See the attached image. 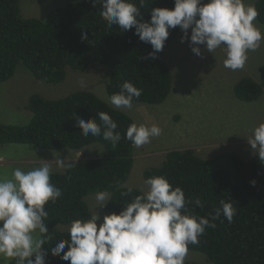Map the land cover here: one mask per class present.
Listing matches in <instances>:
<instances>
[{"label": "trees", "instance_id": "obj_1", "mask_svg": "<svg viewBox=\"0 0 264 264\" xmlns=\"http://www.w3.org/2000/svg\"><path fill=\"white\" fill-rule=\"evenodd\" d=\"M134 2L139 7V0ZM174 5L175 0H145L141 8L143 19L150 20L154 7ZM254 5L258 10L256 20L264 24V0H256ZM99 8L91 0L70 1L50 11L44 19L24 18L19 0H0V84L13 76L19 64L35 79L55 84L65 79L68 68L82 70L96 62L109 71L106 83L109 98L120 91L124 81H129L142 89L133 105L162 103L172 86L171 71L162 54L181 28L169 29L163 50L152 59L148 55L152 52L149 43L141 41L134 29L122 31L117 25L109 27ZM82 33L87 34V40L81 39ZM233 90L239 100L253 101L264 90V81L258 83L242 77ZM26 108L31 113L26 124L0 122V145L17 143L40 149L80 151L91 143H99L106 151L98 157L74 161L72 168L51 175V182L63 195L55 203L49 201L45 205L49 213L45 223L51 237L43 246L45 264H70L61 258L62 253L53 255L51 248L59 240L69 238L68 231L57 228L59 224L91 216L85 196L99 191L109 193L110 201L103 211L110 214L119 213L124 204L141 193L132 187L131 195L121 196V192L127 191L124 183L133 166L134 145L125 138V133L134 121L87 90L73 91L56 99L34 93L28 97ZM100 111L107 112L117 122L119 142L104 140L102 135L81 134L76 117L96 119L99 124ZM231 159L234 177L224 169H206L205 160L191 148L174 149L166 153L159 165L146 167L142 175L144 180L163 175L174 187H181L186 198L199 197L205 207H189L201 216L214 214L221 199L233 202L237 209L233 222L221 215L214 221L216 227L207 229L199 237V244H189V250L201 252L210 264H264V163L256 155L247 160L231 155ZM253 180L255 185L251 183ZM184 264L198 263L184 261Z\"/></svg>", "mask_w": 264, "mask_h": 264}, {"label": "clouds", "instance_id": "obj_2", "mask_svg": "<svg viewBox=\"0 0 264 264\" xmlns=\"http://www.w3.org/2000/svg\"><path fill=\"white\" fill-rule=\"evenodd\" d=\"M91 3L94 7L100 5V15L109 27L134 29L141 41L152 46L148 54L152 59L163 50L169 29L177 26L184 33L181 42L188 39L191 28L190 46L195 55H202L200 45L213 54L221 48L225 53L224 67L232 71L243 69L249 51H256L264 42V32L255 23L258 10L246 0H175L173 8H152L150 20H144L141 12L145 0H139V7L134 0H91ZM81 39L87 40V34L82 33ZM85 86L81 81V87ZM141 94L142 89L124 81L120 91L111 95L110 103L115 108L130 110ZM98 117L99 124L96 119L76 117L81 134L102 135L104 140L119 142L117 122L104 111L98 112ZM162 131L157 124L133 122L127 127L125 138L140 148ZM247 140L253 155L264 163V121L252 129ZM42 160L45 162L39 167L27 171L15 168L10 178L0 176V260L45 264L43 246L51 238L45 223L49 215L45 205L49 201L55 203L63 193L51 182L52 164ZM54 160L59 169H70L75 163L61 159L60 154L54 155ZM251 183L255 185V180ZM144 184L145 190L124 204L119 213L105 214L99 226L96 210L89 218L73 219L68 225L69 238L59 240L51 253H62L61 258L70 264H184L189 244H199V237L207 229H214V221L221 215L232 223L237 212L233 202L221 199L214 214L201 216L189 205L202 209L205 207L202 200L186 198L182 188L174 187L165 176H150ZM132 192L129 186L121 196ZM95 201V208L106 206L110 201L108 193L97 192Z\"/></svg>", "mask_w": 264, "mask_h": 264}, {"label": "rangeland", "instance_id": "obj_3", "mask_svg": "<svg viewBox=\"0 0 264 264\" xmlns=\"http://www.w3.org/2000/svg\"><path fill=\"white\" fill-rule=\"evenodd\" d=\"M78 0H19L22 17L44 19L46 15L66 2ZM256 0H246L254 4ZM264 32V24L255 21ZM180 29L164 48L162 58L172 75L171 92L159 104H134L132 109H118L127 114L135 123L162 128L159 137L140 148L133 146V166L125 186L146 189L143 170L159 165L170 150L191 148L205 160L208 170L224 169L232 177L235 169L231 155L242 159L253 157L247 137L252 129L264 121V90L253 101L239 100L234 94V85L242 77H250L258 83L264 81V42L256 51H249L246 65L232 71L224 67L225 53L218 48L208 52L200 45L202 55H195L190 46L191 28L188 39ZM109 71L103 65L92 62L82 70L67 69L66 77L59 83H43L30 75L19 64L11 78L0 84V122L11 125L26 124L31 116L26 108L28 97L37 93L48 99L63 97L73 91H91L110 103L106 92ZM81 81L86 85L81 87ZM106 153L99 143H91L82 150L71 148L40 149L34 145L9 143L0 145V176L11 177L15 168L30 170L39 167L45 160L52 164L53 172L65 169L56 167L54 155L61 159L81 161ZM101 154V155H102ZM52 160V161H51ZM95 194L85 196L91 215L98 212L104 217L103 207L95 208ZM109 195V193H108ZM68 224L57 228L68 231ZM185 261L210 264L199 251L189 250ZM0 264H15V260H0Z\"/></svg>", "mask_w": 264, "mask_h": 264}, {"label": "crops", "instance_id": "obj_4", "mask_svg": "<svg viewBox=\"0 0 264 264\" xmlns=\"http://www.w3.org/2000/svg\"><path fill=\"white\" fill-rule=\"evenodd\" d=\"M198 155V154H197ZM200 157V156H199ZM56 172H59V171H56Z\"/></svg>", "mask_w": 264, "mask_h": 264}]
</instances>
